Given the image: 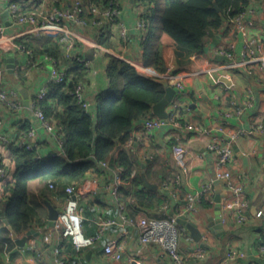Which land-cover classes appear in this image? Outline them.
Listing matches in <instances>:
<instances>
[{"label": "crops", "instance_id": "0c3cea01", "mask_svg": "<svg viewBox=\"0 0 264 264\" xmlns=\"http://www.w3.org/2000/svg\"><path fill=\"white\" fill-rule=\"evenodd\" d=\"M118 1L122 8L121 18L130 31L126 38L111 32L110 35L106 31L98 36L95 30L78 28L76 52L90 63L86 100L95 119L98 97L110 86L108 66L111 56L132 64L139 72L138 64L142 62L141 38L135 22L140 13L148 11V6L141 0ZM7 2L8 0H0V20ZM23 3L31 9H41L38 0H27ZM246 11L247 16L254 20V26L249 31L264 40V0H249ZM154 15L153 13V17ZM7 18L9 19L10 15ZM19 29L16 26L7 27L6 35L0 40L1 87L4 90L14 89L21 103L19 109H13L0 99V131L14 137L18 129L28 122L37 127L38 148L42 155L47 156L57 151L60 143L37 123L31 102L36 89L46 82L48 69L46 66L29 63L30 57L24 52L13 53L18 59V64L14 68L9 67L7 53L12 51L10 47L19 36ZM93 41L99 43L100 49L92 46ZM230 43H234L235 48L230 49L232 53L227 55L225 52ZM162 55L167 65V71L162 74L173 72L182 75L186 90L181 101L184 108L183 124H204L214 129L207 134L186 129L185 125L180 129L167 125L152 135H147L141 127L143 118L134 120L130 133L135 138L142 139L133 145L134 155L138 158V170L145 174L148 182L157 184L156 188L161 190V179L166 176L169 178L178 171L172 156V145L176 142L182 143L187 149V169L181 171V187L177 197L170 196L169 200L173 206L180 208L179 211H183L187 194H195L203 184L214 181V155L207 149L208 142L213 139L220 142L231 140L233 159L229 169L234 178L246 186L252 203L258 186L264 188V130L260 132L252 129L264 114V69L261 68V63L230 65L244 59L241 53V39L236 35L230 20H224L218 28L207 30L204 50L201 53L177 57L174 47L165 44L162 47ZM19 68L24 69L21 74H18ZM118 84L115 93L119 92ZM249 99L251 106L246 105ZM168 108L169 104L166 110ZM238 110L241 112L237 113ZM226 113L229 115L226 116ZM219 126L223 129H215ZM238 129L250 131L246 135L231 138L232 133ZM0 153L9 163L10 173L4 180L5 186L6 183L13 182L15 166L10 160L9 149L1 140ZM156 156L158 161L147 170L149 160ZM133 172H137V168ZM90 174L100 175V172L90 171L85 176ZM224 182L222 179L220 188L227 195ZM70 183L72 182L64 180L57 183L45 199L40 196L38 186L31 189V194L37 202L43 201L46 206L47 202H50L59 211L65 202L64 189ZM104 184L105 182L102 183L103 186ZM214 186L216 190V185ZM79 203L84 218L85 235L99 234L95 244L77 250L69 238L51 227L49 219L47 224L42 225L35 218L25 232H12L15 246L7 252L0 251V264H173L171 257L161 246L141 243L137 224L127 221V218L138 219L145 215L143 208L138 204L134 207L128 206L127 202L119 197L115 198L104 188L98 193L80 195ZM259 209H262L261 215L253 213L250 207L247 220L242 224L236 223L233 217L222 212L225 217L221 219L219 233H216L210 220L215 215V205L205 201L199 202L197 209L189 212L186 217L197 225L201 235H207L208 238L205 242L202 238L196 241L180 224L184 231L180 237L179 252L186 258L187 264H264V255L260 249L264 238V198ZM150 211L164 213L162 208ZM169 212L173 211L170 209ZM106 219H113L115 222L104 225ZM4 225H7L4 218H0V228ZM30 230H33V233L28 234ZM14 233L19 239L24 235H27V238L19 243ZM45 234L50 235L49 240L44 239ZM111 238L118 239L123 246L122 257L119 259L112 258L103 249ZM55 248H59V253ZM234 249L243 251L244 255L229 258V252ZM59 259L62 263L58 262Z\"/></svg>", "mask_w": 264, "mask_h": 264}, {"label": "trees", "instance_id": "16d2710c", "mask_svg": "<svg viewBox=\"0 0 264 264\" xmlns=\"http://www.w3.org/2000/svg\"><path fill=\"white\" fill-rule=\"evenodd\" d=\"M16 1L23 6L24 11L31 9L24 6L23 0ZM141 1L148 6V11L142 14L147 21L146 31L141 38L142 63L160 73L167 71L162 55L163 45H172L177 57L201 53L207 30L220 27L224 22L223 18L230 20L244 10L249 2ZM90 2L100 4V0H86V3ZM84 16L89 20L93 18V14L87 10ZM15 41L29 50L31 61L48 54L57 58L59 65L65 70L66 80L50 82L46 96L39 102L49 120L56 119L62 124L59 140L63 152H52L44 156L39 148L27 149L13 144L7 146L10 160L15 166V178L13 182L6 183V194L0 200V218L7 219L10 225L0 228V251L7 252L13 248L15 243L12 232H25L35 218L42 225L48 223V206L43 201L37 202L32 196L31 189L34 186L40 188V196L45 199L51 192L49 182L55 185L63 180L68 183L78 182L90 171L99 173L100 160H106L121 173L123 183L118 192L120 200L127 202L128 206L138 204L145 215L166 216L163 212L157 214L150 211L159 209L164 204L166 197L162 189L145 185V174L138 170V158L134 155L133 146H122L130 136L134 120L154 115L151 112L152 105L164 96V85L155 80V76L139 72L132 64L111 56L108 66L110 86L98 97L95 119L82 105L76 103L72 95V90L79 81H87L88 68L83 61L63 57L61 43L48 33H29L16 37ZM99 42L101 43L100 40ZM22 71L24 69L19 68L18 74ZM117 83L119 92L115 93ZM30 127L28 122L23 124L15 136L27 133ZM38 154L41 156L38 157ZM158 159L157 156L151 158L147 170ZM135 168L137 172H133ZM174 174L169 178L163 177L161 182L172 178ZM178 186L181 187V184ZM204 201L210 203L206 198L201 200ZM178 210L179 208H175L173 211Z\"/></svg>", "mask_w": 264, "mask_h": 264}, {"label": "built area", "instance_id": "2783aa9c", "mask_svg": "<svg viewBox=\"0 0 264 264\" xmlns=\"http://www.w3.org/2000/svg\"><path fill=\"white\" fill-rule=\"evenodd\" d=\"M27 0H23L26 2ZM106 1V2H105ZM41 9L23 10V6L16 0H8L5 10L8 12L10 18L8 21L10 25H6L4 20H0V40L6 35V29L10 26H16L20 28L19 36L33 33H48L54 36L62 45V56L67 59H76L83 61L88 68L90 63L84 60L83 56L76 52V40L79 38L78 28H88L95 30L98 36L103 35L106 32L117 35L121 38H126L129 35V28L125 24V21L121 18L122 8L118 0H100V4L90 2L86 3V0H39ZM24 4V3H23ZM39 5V3H38ZM37 5V6H38ZM91 12L93 18L91 20L84 16L85 11ZM144 13V12H143ZM140 13L135 22V27L140 33V38L144 36L146 31L147 21ZM230 22L235 29L236 35L241 39V53L244 59L241 62L231 63L234 65H245L251 62H260L261 68L264 69V40L260 36L252 34L249 30L254 26V20L247 16L246 7L239 12L236 16L230 19ZM110 33V35H111ZM17 36V37H19ZM92 46L96 49H100L98 42L93 41ZM12 52H24L29 57V50L25 49L20 43L14 42L11 44ZM235 44L230 43L229 48H226V54L230 55L232 52L230 49H234ZM33 64H39L46 66L48 69L47 80L42 86L36 89L32 102L31 109L35 116L37 123L42 126L47 133L54 136L60 143V148L55 152H63L62 144L59 140V133L62 128V124L59 120H49L45 114L44 108L39 104L46 94L48 84L50 82H63L66 80V73L63 67L59 65V60L51 55L43 54L38 56L33 61ZM138 69L140 72L153 75L166 77L170 84H172L176 90L173 99L169 102V108L166 117H159L154 115L143 117L142 129L147 135H152L156 130L171 125L176 129H180L185 125L186 129L193 130L198 133L209 134L214 128L204 124L194 125L192 123L183 124L184 109L182 106V98L186 94L185 85L182 82V75L175 73H159L151 67L145 66L142 62H139ZM89 73V72H87ZM87 78V75H86ZM2 78L0 76V99L9 105L13 109H19L21 107L20 100L17 97V93L14 89L4 90L1 86ZM86 81H79L76 87L72 90V95L75 98L76 103L82 105L88 112H90L89 103L86 100ZM247 106H251L250 99L246 102ZM238 110L237 113H240ZM229 114L226 113V116ZM2 119L0 117V126ZM222 130L223 127L219 126L215 128ZM255 131L264 130V114L260 122H258L254 128ZM250 129H238L232 133L231 138L237 136L246 135ZM37 127L31 125L27 133L16 136L6 135L5 132L0 131V140L8 146L13 144L27 149H37L36 143ZM142 140L141 138H135L131 133L127 140L122 144L123 147L129 148L134 145L136 141ZM207 149L214 155V167L215 176L218 179L225 180V188L227 195L223 196L220 200L221 219H224L222 212L227 213L236 221V223L242 224L247 220V216L251 207V199L246 186L236 180L229 169V165L233 159V148L231 146V140L228 142H220L216 139L208 142ZM54 153V152H53ZM186 147L176 142L172 145V156L175 161L178 171L175 172V176L170 179H165L160 182V187L165 194L166 200L161 206L166 216L156 217L142 215L137 218H127L128 222L137 224L139 228V240L143 244H157L161 246L171 257L173 264H187L186 258L179 252V242L181 233L184 231V227L176 223V219L181 215H188L189 212L197 209L198 203L203 198L210 201L211 205H215V186L214 181H209L202 185L199 192L195 194H187L185 198L184 210H178L174 212L175 208L169 200V197H177L179 189L178 184H181V171L187 169L186 162ZM38 157L41 155L38 154ZM151 158V157H150ZM99 167L101 169L100 175L90 174L82 178L78 182H72L68 184L65 189V202L61 210L58 211L56 219H54L51 227L57 232H60L64 237L71 240L77 250L84 247L95 244L99 239V234L85 235L83 231V215L81 214V207L79 203V196L84 194L98 193L103 188L108 190L115 198H118L119 188L123 183L121 173L110 166L106 160L99 161ZM180 170V171H179ZM9 163L5 160V157L0 153V200L5 196L6 191L4 189V180L9 175ZM103 179V181H101ZM105 182L104 186L102 183ZM50 188H55L56 185L53 182L49 183ZM173 212H169V210ZM180 209V208H179ZM227 211V212H226ZM257 215L262 214V209L256 212ZM113 219L104 220V225L113 224ZM186 231V229H185ZM50 235L45 234L44 239L49 240ZM202 240H207V235H201ZM122 244L116 238L109 239L104 245V251L112 258L119 259L122 257ZM261 252L264 255V238L260 246ZM55 251L59 253V248H55ZM244 252L234 249L229 252V258L241 257ZM62 263V260H58ZM220 264H225L221 262Z\"/></svg>", "mask_w": 264, "mask_h": 264}, {"label": "water", "instance_id": "95a60500", "mask_svg": "<svg viewBox=\"0 0 264 264\" xmlns=\"http://www.w3.org/2000/svg\"><path fill=\"white\" fill-rule=\"evenodd\" d=\"M216 8L219 9L217 5H216ZM7 16H8V12H7V10H4L1 13V19L5 21L6 25H10V22L8 21ZM223 20H225V18H223ZM7 60L9 62L10 68H14L18 64V59L14 57L12 51L7 53ZM170 73H173V72H170ZM155 80L161 82L164 85L165 94L158 102H156L152 105V112L156 116L166 117L167 116L166 106L173 99L176 90H175L174 86L169 83V81L167 80L166 77L156 76ZM213 180H214V184L216 185V192H215V197H214L216 204H215V215L212 218H210V220L212 223L211 224L212 229L216 233H219L218 229H221V208H220L219 202H220L221 198L226 195V193H224L220 188V186L222 184L221 183L222 179L216 178V176L214 174ZM144 182H145V185L150 187V188L157 187V184L148 182L146 177L144 178ZM263 198H264V188L261 186H258L257 190L255 191V193L252 197L251 211L253 213H256L259 210ZM47 204L49 207L48 219H49L50 223L52 224L54 219H56V217L58 215V210L50 202H47ZM4 221L10 227L8 220L4 219ZM176 223L183 225L185 227V229L191 234V236L196 241L201 240V232L197 228V225L193 221L187 219V217L185 215H180L176 219ZM31 233H33V230L28 231V234H31ZM14 237L17 240V242L20 243V242H24L26 240L27 235H24V236H22V238L19 239L16 236V234L14 233Z\"/></svg>", "mask_w": 264, "mask_h": 264}, {"label": "rangeland", "instance_id": "374dc122", "mask_svg": "<svg viewBox=\"0 0 264 264\" xmlns=\"http://www.w3.org/2000/svg\"><path fill=\"white\" fill-rule=\"evenodd\" d=\"M164 202H165V201H164ZM164 202H163V203H164ZM161 217H162V216H161Z\"/></svg>", "mask_w": 264, "mask_h": 264}]
</instances>
